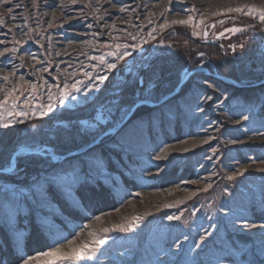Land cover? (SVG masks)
I'll return each mask as SVG.
<instances>
[{"label":"rangeland","instance_id":"obj_1","mask_svg":"<svg viewBox=\"0 0 264 264\" xmlns=\"http://www.w3.org/2000/svg\"><path fill=\"white\" fill-rule=\"evenodd\" d=\"M180 1L0 0V264H264V23Z\"/></svg>","mask_w":264,"mask_h":264},{"label":"snow or ice","instance_id":"obj_2","mask_svg":"<svg viewBox=\"0 0 264 264\" xmlns=\"http://www.w3.org/2000/svg\"><path fill=\"white\" fill-rule=\"evenodd\" d=\"M73 2H75V0H73ZM172 0H169V3H171ZM125 9L121 8L120 11H124ZM228 12H243L245 15H250V16H254L256 18H258V20L262 23H264V9H257L254 7H248L247 9L245 8H229L227 10ZM172 24H181V25H191L193 28L199 27L201 24L204 23L203 19H201L199 21V23L194 24L193 23V17L191 15L188 16V18L186 20H173L171 22ZM221 23H223V21H221ZM170 26V25H168ZM215 25H212V27H214ZM161 27H165V25H162ZM226 31L232 32V33H237V32H244L245 29L242 28H232V29H226ZM199 33L193 31V35H198ZM223 33H220V36H223ZM204 36L207 37V32H204ZM230 47L233 48V51L235 50L236 46L230 45ZM240 47H243V45H240ZM110 55L112 53H109ZM0 55H4L3 52H0ZM130 55V53L128 52H124L121 53L119 55V59H124L126 56ZM201 55H203V53H201ZM100 63L103 64L105 63V59L103 56L98 58ZM108 70H113L116 69L117 65L115 63H108L107 65ZM101 81H103L104 79H106V77H101L100 78ZM3 80L7 81L8 80V76H4ZM59 87V86H57ZM73 90L75 91H79L78 88L75 87V85L72 86ZM33 90H35V88H33ZM15 91V90H12ZM12 91H9L7 93H5L3 99H0V109H2L3 107H5L8 103H9V99L12 100V106L16 107L17 103H16V99L15 97L12 95ZM71 93L67 90H65L64 92H62L60 94V103H63V101L70 96ZM207 99L211 100L212 97H207ZM52 100V95L49 94V101ZM42 107H46L48 112H52L54 109V105L52 103H49L47 105H42ZM23 115H27V113H22ZM45 113H41V115H43ZM245 120L248 119L247 116L244 117ZM0 127H8L7 124L4 123H0ZM160 157H157V159H159ZM12 167H15V157L12 158ZM3 170V169H0ZM261 171H264V169H261ZM236 175H243V173L241 172H237L236 174L233 175H229L226 178L228 180H235L236 179ZM39 186H38V191H39ZM206 190V189H205ZM42 195H46V193L42 192ZM21 195H25V193H21ZM98 219V217H97ZM135 219V218H134ZM169 220L173 219V217L169 216L168 217ZM175 219H179V217H176ZM250 226H254V225H250ZM133 227V221H129L126 225H117V228L119 231L121 232H127L129 231L131 228ZM262 228H264V225H261ZM112 229H108L105 228L103 229V231L105 233L111 231ZM201 242H203L205 240L204 236L200 237ZM71 243V242H69ZM105 243V238L103 236H96L94 234V239L92 242V246L91 248L89 247L88 242H84V244L82 246H77L75 248H73L71 253L68 252H64L61 249V242L60 241H53L52 246L49 248L48 251H43L41 253H39L40 256L46 257L47 259L43 260L41 262V264H57L58 261H80V260H92L94 258V253L96 251L99 250V248ZM197 247H199L200 245L197 244ZM178 247V245H177ZM36 259V257L34 256H26V257H22V264H32V262Z\"/></svg>","mask_w":264,"mask_h":264},{"label":"bare ground","instance_id":"obj_3","mask_svg":"<svg viewBox=\"0 0 264 264\" xmlns=\"http://www.w3.org/2000/svg\"><path fill=\"white\" fill-rule=\"evenodd\" d=\"M206 0H187V1H185V2H182V1H180L182 4H190V3H193L194 5H204V4H202L203 2H205ZM235 1V0H234ZM163 4V3H162ZM237 5H235V4H233V5H231V6H229V5H222V4H220V5H218V8H223V9H221V10H228L230 7H234V8H245V9H247L248 7H254V8H257V9H264V0H242L241 1V3L240 2H238V3H236ZM222 5V7H219V6H221ZM175 8V10L177 11V10H179V11H182L183 10V8H179V7H174ZM179 8V9H178ZM164 9H166L165 10V12H163L162 10H160V11H158V10H156V8L151 12V16L152 15H154V16H156V15H159V16H162V15H165L166 14V12H168V10H167V8L165 7ZM190 12H192V10L190 11ZM176 18H179V17H175L174 19H176ZM208 18V17H207ZM180 20H182V19H184V18H179ZM184 20H186V19H184ZM11 66V65H10ZM200 144V143H199ZM262 166V165H261ZM248 169V168H247ZM232 181V180H231ZM152 201V200H151ZM132 219V218H131ZM15 261H17V259H15L13 262H15Z\"/></svg>","mask_w":264,"mask_h":264},{"label":"water","instance_id":"obj_4","mask_svg":"<svg viewBox=\"0 0 264 264\" xmlns=\"http://www.w3.org/2000/svg\"><path fill=\"white\" fill-rule=\"evenodd\" d=\"M186 79H187V78H185V79L181 82L180 86H179L178 89L175 91V93L173 94V96L176 95V94L180 91V89H181V87L183 86V84L185 83ZM261 84H264V82L261 83ZM259 85H260V84H259ZM25 151H29V152L34 153V154H38V152H36V151H34V150H32V149L19 150L18 152H16V153L13 155V157H15V167H16V163H17V158H18V156H19L21 153L25 152ZM75 154H78V152L75 153ZM15 167H11V168L8 169V170H1L0 173H1V174H8V173H11V172L14 171Z\"/></svg>","mask_w":264,"mask_h":264},{"label":"trees","instance_id":"obj_5","mask_svg":"<svg viewBox=\"0 0 264 264\" xmlns=\"http://www.w3.org/2000/svg\"><path fill=\"white\" fill-rule=\"evenodd\" d=\"M1 146V145H0ZM8 151V152H7ZM6 151V153H4L3 155L4 156H2L1 158H0V168H3L4 166V164H5V162L4 161H6L5 159L7 158V159H11L12 158V154H13V152L15 151L14 149H10V148H8V150ZM70 151V150H69ZM63 155H65V154H63ZM21 159L20 158H17V163L20 161ZM11 175V174H10ZM5 176H9V175H5V174H0V177H5Z\"/></svg>","mask_w":264,"mask_h":264}]
</instances>
